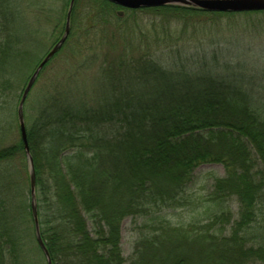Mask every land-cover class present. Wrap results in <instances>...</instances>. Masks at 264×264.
<instances>
[{
  "label": "trees",
  "instance_id": "1",
  "mask_svg": "<svg viewBox=\"0 0 264 264\" xmlns=\"http://www.w3.org/2000/svg\"><path fill=\"white\" fill-rule=\"evenodd\" d=\"M22 1L0 0V264H48L12 79L43 33L48 0L33 2L40 9L31 36ZM144 11L156 15L148 29L138 18ZM220 13L75 0L70 34L51 60L67 47L78 72L100 65L107 76L83 95L71 75V86L59 80L43 90L39 111L28 101L32 90L24 106L52 264H128V217L140 230L129 264H264V104L246 86L249 73L211 68L199 53L203 42L192 47L188 36L189 21ZM65 24L56 27L61 36ZM97 39L109 52L94 49ZM212 63L220 66L217 55ZM204 164L222 165L225 174L199 176L195 186L213 183L197 196L190 186ZM178 209L211 215L176 224L168 215Z\"/></svg>",
  "mask_w": 264,
  "mask_h": 264
},
{
  "label": "rangeland",
  "instance_id": "2",
  "mask_svg": "<svg viewBox=\"0 0 264 264\" xmlns=\"http://www.w3.org/2000/svg\"><path fill=\"white\" fill-rule=\"evenodd\" d=\"M33 2L34 0L22 1L25 8L24 12H27L25 19L23 20V26L28 32L27 36H31L30 24H37L35 19L38 18V9H40L36 6L38 3L35 5ZM64 2L65 0H48L47 6H44L45 13L43 15L48 19L43 21V33H41L39 37H35L37 40L33 47L34 50L31 54L27 55L26 59H23L22 62L20 61L21 66L12 78H15L13 80V85L15 86L16 91L14 103L17 105H19L21 94L27 85L30 76L58 40L55 39L56 37H54V34L58 32V37H60L61 32H63H60V29H57L56 27L61 28L63 27V23L65 24L67 6L64 7ZM154 17H156L154 13H149L147 11H144L138 16V18L143 20L142 23L147 27V29L152 27L153 23H156V21L153 20ZM189 23L191 25H188V23H186V25L190 27L188 36L192 38V47H195L196 45V47H198L203 42L204 47L199 53L201 57V54L204 53L205 59L209 62V66L213 69L222 70L224 73L227 72L226 70L228 68L233 72L237 71L238 73H249L252 78V82L250 86L248 84H246V86L259 90L260 96L257 95L256 99L264 104V10L235 12L230 14L223 12L216 15L213 14V16L206 18V20L202 22L191 20ZM177 25L178 23H176L175 26ZM193 26L197 28L196 32L193 31ZM98 35L103 37L101 33ZM150 37H152V35H150ZM199 39L201 40L198 43ZM107 45L108 43H105V47L103 46L106 51H108ZM94 47V49L103 51L99 39L95 41ZM194 50L196 49L194 48ZM110 52L112 54H117L116 51ZM215 55L218 56L220 66L212 63ZM71 57L75 59H72ZM77 62L78 58H76L75 55H72V53L70 54V49L66 47L65 52L61 51L60 54L56 55L50 63L45 66L32 88L30 100H28L31 106L34 107L35 112L39 111L42 107L43 99L45 97L43 96V90H45L46 87H50L53 82L56 84L60 80L63 84H67L68 86H71L70 84L72 83L74 91L76 93L81 92V94H83L86 90H92V87L96 85L97 81L101 84V77L104 78L106 74L102 75L104 72L101 68L98 70L100 65L78 72L76 70ZM198 62L200 63L201 61ZM71 75L74 79L72 82L69 78ZM99 90L100 89L98 87L96 91ZM100 92L101 91L98 93ZM26 112L28 115L31 114L28 106ZM209 171H212L217 175L225 174L224 166L219 164H204L200 166L196 170V182L190 186L191 188H197V190L193 191L198 192L197 196L205 194V192L211 189L213 179H210V181L209 179H201L200 181L202 184H197L195 186L198 177L202 176L204 173H209ZM232 208L236 210L237 206L232 203ZM203 211L204 210L201 209L198 213V209L194 212L187 211V209H178L172 211L168 216L170 220L176 224H188L196 219L205 221L207 216L211 215V212L205 215L207 212L204 213ZM139 222L141 221L139 220ZM136 224L137 222L135 223L133 217L126 218L122 224V245L126 258L129 257L127 258L128 264L131 263L132 257L130 259V256L133 254L135 238L138 234H140V230L135 227Z\"/></svg>",
  "mask_w": 264,
  "mask_h": 264
},
{
  "label": "water",
  "instance_id": "3",
  "mask_svg": "<svg viewBox=\"0 0 264 264\" xmlns=\"http://www.w3.org/2000/svg\"><path fill=\"white\" fill-rule=\"evenodd\" d=\"M108 1H111L115 4L131 9L159 7L165 5H181V6L194 7V8L204 9L207 11H217V12H245V11L264 10V0H108ZM74 3L75 0L70 1L64 33L62 34L60 39L48 51V53L45 55V57L38 64L32 75L30 76L29 81L23 90L18 105V118L21 127L22 137L25 143L26 154L29 162V175H30L31 196H32L31 205H32L34 220L36 223L37 239L46 256L48 264H52V260L48 248L46 247V244L44 243L40 233V223L38 217V206H37V196H36L37 178H36V171L34 165V158L31 153L27 138L24 106L43 68L51 60V58L62 48V46L64 45L70 34L71 15H72Z\"/></svg>",
  "mask_w": 264,
  "mask_h": 264
}]
</instances>
